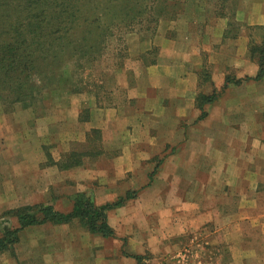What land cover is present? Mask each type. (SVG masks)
Here are the masks:
<instances>
[{"label": "crops", "instance_id": "crops-1", "mask_svg": "<svg viewBox=\"0 0 264 264\" xmlns=\"http://www.w3.org/2000/svg\"><path fill=\"white\" fill-rule=\"evenodd\" d=\"M230 7L225 16L191 7L159 45L142 42L133 77L116 82L121 96L83 101L65 129L51 120L48 154L41 143L0 156L9 162L0 160V216L38 203L70 211L78 192L96 205L133 195L107 212L114 236L77 219L32 225L7 260L176 264L174 249L193 246L182 264H264V78L254 79L260 67L251 53L264 45V0ZM214 91L218 97L202 110L199 94ZM86 108L89 115L80 116ZM40 125L28 131L44 134ZM75 136L83 148H71ZM196 235L203 239L194 243Z\"/></svg>", "mask_w": 264, "mask_h": 264}, {"label": "trees", "instance_id": "trees-1", "mask_svg": "<svg viewBox=\"0 0 264 264\" xmlns=\"http://www.w3.org/2000/svg\"><path fill=\"white\" fill-rule=\"evenodd\" d=\"M205 1L211 7L208 12L225 16L236 0ZM162 13L158 0H0V89L8 92L12 102L20 101L29 106L38 90L34 84H29L32 75H43L45 79H41V83L52 82L57 74L50 66L61 67L67 59L73 61L75 69H84L90 65L94 53H102L114 28L150 23L156 26ZM149 30L154 27L147 26L146 31ZM146 36L142 42L152 39L153 33ZM153 49L157 51L156 46ZM251 53L260 67L254 79H262L264 45L253 48ZM39 60L49 69L39 68ZM36 69L38 72H34ZM229 82L226 79L223 87ZM218 94L216 91L208 96L199 94L198 106L203 110V105L214 101ZM72 155L74 159L77 154ZM132 196L128 193L126 198L96 205L84 192H78L70 211H58L45 203L12 208L4 212V216L15 218L17 225L0 226V254L14 255L20 232L25 227L45 223L63 224L77 219L90 232L112 237L114 230L107 222V212ZM135 258L139 260L140 256Z\"/></svg>", "mask_w": 264, "mask_h": 264}, {"label": "rangeland", "instance_id": "rangeland-1", "mask_svg": "<svg viewBox=\"0 0 264 264\" xmlns=\"http://www.w3.org/2000/svg\"><path fill=\"white\" fill-rule=\"evenodd\" d=\"M158 1L162 7L163 13L156 26L153 23H146L147 25L145 26L134 25L118 29L114 28V30L111 31L113 33L108 35L106 39L102 53H94V58L90 65L86 66L84 69H75L73 61L66 57L67 61L64 65H61V67L56 64L50 66V68H55L57 74V78H55L54 81L49 82L46 79L48 83H41L40 80L45 79L43 75L38 73L32 75L29 78V84H34L38 90L31 105L25 106L23 102L20 101L12 102L11 97L7 95L8 92L0 89V94L2 96L0 98V156H3L4 152L10 147L13 148L20 144H25L24 146L34 148L36 144L41 143H44L42 146L46 154H48V150L52 146L50 147L47 125H51V120H54L56 123L59 118V120L62 121L59 127L63 128L66 126V122H68L72 113L76 112L79 104L83 101L88 100L89 102L92 101L100 105L99 102L101 104H107L111 102L112 97L121 96V93H118L120 90L115 89L116 82L128 81L133 77V67L135 66L134 59H136L137 51L141 48L142 38L147 37L146 34L149 36L153 33L152 39H155L156 43L159 45L160 38H163L165 35V29L167 28L168 33L174 30L176 31L180 19L183 18L182 16H184L191 7L201 6L202 4L206 7V10L211 8L209 3L205 0ZM147 26H153L154 30L146 31ZM38 62L40 63L39 68L49 69V67L46 68L45 65L41 63V60ZM38 70L39 69H36L34 72H38ZM78 90L81 91L77 92ZM89 113L90 109L86 108L81 111L80 116L82 114V116L87 117ZM37 122L39 124H44L40 125L39 128L42 130L45 129L46 131L44 134L43 131H41L42 134L34 136L28 130L34 128ZM19 131L23 137L25 136V140H23L24 143L20 140L21 138H19ZM23 131L25 132L22 133ZM7 132H9L11 136L8 140H5L2 135ZM57 134L58 131L54 134L55 137L58 138L59 135ZM71 135L72 132L69 137H71ZM75 139L76 136L73 138V142L75 143L72 142L71 148H83L82 144H77L76 142L78 141ZM14 151L15 150L11 149L10 154L6 155L7 158H9ZM0 160L4 161L6 159L1 157ZM5 163L9 166L7 160ZM60 193L59 190L55 192V194ZM16 225L17 220L15 218L4 216V213L0 216L1 227ZM194 238V243L196 240L203 239L202 235H196ZM179 242L180 243L177 244L178 246L184 244L183 241ZM174 250L175 252L170 254V258H173L176 264L183 263L184 260L182 255L184 253L187 254L186 257L191 258L195 252L193 246L192 249L190 248L186 251L178 250V247ZM8 253L10 254H8V258L2 254L0 255V264H14L11 262L13 260L10 261L7 259H13L12 257L16 258V245L14 248V255L10 252ZM178 260H181L180 263H177ZM17 262V264L22 263L19 261ZM24 264L35 263L26 262Z\"/></svg>", "mask_w": 264, "mask_h": 264}]
</instances>
